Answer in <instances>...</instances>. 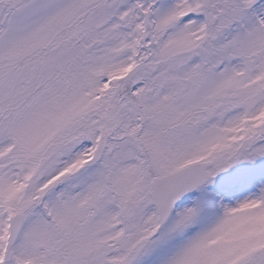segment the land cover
<instances>
[{
	"label": "snow or ice",
	"instance_id": "6c2138e0",
	"mask_svg": "<svg viewBox=\"0 0 264 264\" xmlns=\"http://www.w3.org/2000/svg\"><path fill=\"white\" fill-rule=\"evenodd\" d=\"M0 264H264V0H0Z\"/></svg>",
	"mask_w": 264,
	"mask_h": 264
}]
</instances>
